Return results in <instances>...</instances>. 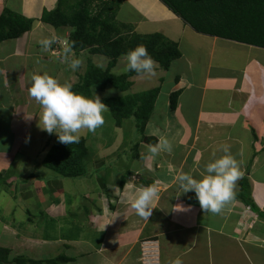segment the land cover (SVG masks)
<instances>
[{"label":"crops","instance_id":"obj_1","mask_svg":"<svg viewBox=\"0 0 264 264\" xmlns=\"http://www.w3.org/2000/svg\"><path fill=\"white\" fill-rule=\"evenodd\" d=\"M56 5L57 0H0V13L3 8H8L32 19L29 32L37 31L41 35V38L36 35L34 39H28V44L21 43L22 37L8 40L15 42L9 56L21 60L24 66H27L26 59L30 55L44 62L51 51L50 47L44 51L40 41L53 39L54 42L55 38L47 33L50 30L55 34L57 30L39 19L44 9L52 10ZM117 15L120 22L130 24L139 34L157 33L178 47L181 57L173 64H179L183 69L174 73L173 84L165 93L160 90V81L167 70L159 66L150 81L142 82L150 77L136 76L130 93L125 91L133 94V89L138 86L141 88L140 91L138 88L139 92L159 88L157 100L160 95L164 96L163 117L157 122L150 116L142 133L138 131L131 138L129 154L130 158L136 159L135 163H126L127 167L119 172L111 166L107 170L104 161L91 163L88 176L81 177L88 178L89 183L79 198L95 209L93 212L86 207L83 209L78 205L81 203L76 199L78 196L71 194L70 190L73 182L80 178H73L74 181L41 166L45 153L41 151L46 146L41 136L49 134L42 129L31 134L29 130L32 127L11 128L13 121L22 117L20 111L18 114L12 112L18 109L14 107L16 103L23 104V122L30 121L31 115L23 100L29 92L22 91L24 95L20 96L21 83L17 75L22 68L14 69L13 74L7 64L3 66L4 59H1L0 79L5 87L12 89L11 94L10 87L6 89L7 93L4 92L7 100L3 105H13V108L4 109L9 112V117L5 119L2 116L0 123V138L9 133L7 142L3 141L5 146L0 142V176H7L9 172L13 174L7 185L19 179L13 184L16 190L23 183H28L26 189L16 191L20 195V203L34 199L32 209L38 204L35 211L42 216L40 222L36 221L30 217L32 210H28L27 205L13 204L16 197L14 201H8L3 193L0 203L8 204L7 217L12 215L10 210L19 207L21 210L16 212L23 214L25 219L0 220L2 248L8 256L14 254L15 258L34 261L57 257L66 259L58 264H127L123 255H127L132 264H172L177 257L183 264H264V218L238 198L220 214L204 212L195 194L181 193L177 183V177L183 173L199 178V173L208 163L225 154L222 146H230V154L240 163L241 172L235 192L239 193L242 185L247 184L252 201L264 213V49L197 33L159 0H123ZM8 41L0 45L4 46ZM184 46H187L186 50ZM203 48L201 54L195 53ZM66 54H61V61ZM123 59L124 56L117 59L110 73L116 76L126 74L120 66L125 63ZM117 66L120 71H116ZM50 67L52 70H48L54 72L58 81L61 66L57 67L58 70L53 65ZM25 71L26 68L23 74ZM177 77L180 80L178 85L175 83ZM155 78L159 85L153 82ZM177 87L182 92L175 110L171 112L169 92ZM103 91H115L119 97L125 93L111 85ZM14 94L16 96H12ZM16 98L20 100L15 101ZM156 102L152 113L161 105ZM10 116L14 118L12 121ZM161 135L173 144L172 153L161 152L154 159L149 158L148 145L157 144ZM35 158L37 160H32ZM119 159L124 160L121 156ZM51 172L53 177L49 175ZM39 173L46 182L39 179ZM124 177L120 187L119 181ZM132 177H135L137 188L155 185L158 189L159 195L152 205L155 209L148 219L137 216L131 207L129 193L133 190L126 183ZM7 185L0 183V193ZM99 201L111 204L106 209L99 204L94 207L92 203Z\"/></svg>","mask_w":264,"mask_h":264},{"label":"trees","instance_id":"obj_2","mask_svg":"<svg viewBox=\"0 0 264 264\" xmlns=\"http://www.w3.org/2000/svg\"><path fill=\"white\" fill-rule=\"evenodd\" d=\"M159 1L197 33L264 49V0ZM122 2L123 0H57L54 9L42 11L39 21L56 30L71 28L67 46L71 45V51L75 55L89 49L91 53L107 56L110 59L109 63L113 66L121 55H125L139 45H144L159 67L168 70L171 63L181 57L177 45L157 33L137 34L133 32L130 24L116 19ZM32 25V19L3 8L0 13V44L22 37L23 34L31 31ZM131 74L136 73L130 72L116 76L109 72V68L102 71L97 67H91L82 76L81 85H73L71 88L74 92L85 94L91 86L103 90L107 85H111L125 92L129 88L127 79L132 76ZM175 83L180 84L178 77ZM181 92L180 87L170 92L171 112L175 110ZM158 93L159 89L156 88L141 94H126L101 101L109 108L110 116L116 127H120L124 120L133 118L137 131L142 133L152 114ZM89 96L88 94V98ZM68 146V148H60L50 154L51 163L47 160L45 162L48 163L49 168L58 170L64 176L80 178L87 171L84 168L86 154L84 139L81 137L79 143ZM63 161L73 165L65 167ZM124 180L125 177L120 179V187L123 186ZM248 187L247 184L242 185L241 191L236 193L235 198L264 218V213L259 211L252 201ZM0 252L3 253V257H0V264H58L66 261L64 257L46 261L14 257L8 261V252L1 248Z\"/></svg>","mask_w":264,"mask_h":264},{"label":"rangeland","instance_id":"obj_3","mask_svg":"<svg viewBox=\"0 0 264 264\" xmlns=\"http://www.w3.org/2000/svg\"><path fill=\"white\" fill-rule=\"evenodd\" d=\"M117 14H118V12H117ZM116 19H118V15H116ZM70 31H71V28H59V29H57L55 34H54V32H52L50 30H48V33L45 32L50 37L55 38V40L50 46L51 54H48V56H46L43 59L44 60L43 63L41 62L40 59L35 58L36 56L33 57V56L30 55V56H27V59H26L27 60V66L26 65L24 66V64L21 62V60H18V58L14 57V56H9V54H11V51L13 50V46H14V43H15L14 41H8V42H6L4 44V46L0 45V60L4 59V63L2 62L3 66L5 64H7L13 70V72H12L13 74H15V72H14L15 70L14 69L22 68L20 70V72H18V75H17L21 85H23L22 87L20 85L19 91L21 93H22V91H26V90L28 91L29 90V88L31 87V78H32V76L34 74H45L46 73L49 76L56 78L54 72L53 71L51 72V71L48 70V69L52 70L50 65H53V67L56 68V69H57V67L61 66V68L59 69V71H60L59 72V78H61V79H59L58 75H57L58 81L61 84H69V85H71V87L73 85H81L80 84V80H81L82 76H84V74L89 69H91V67H97V68H99L102 71H104L107 68H109V72H111L112 68H114V66L117 63V60L115 62V65L113 64V66H112L109 63L110 59L107 56H104V55H101V54H98V53H96V54L95 53H91L89 49L82 51L77 56L75 55V53H71V52H68L66 54L65 51H64L65 47H67L66 44H65V41L67 40ZM133 32L139 34L138 32L135 31L134 27H133ZM31 33H33V32L25 33L24 35H22L21 43H23V44L27 43L28 44L30 42V41H28V39H30V38L34 39V36H36V35L39 36L40 35V34H37V33H39L37 31L35 33H33V34H31ZM140 35H149V33L140 34ZM39 38H41V35L39 36ZM63 38H64V40H61ZM59 39H60V41H59ZM55 46L57 48H55ZM52 48L56 49L57 51L52 50ZM184 48L186 50L187 46H184ZM203 50H204V48L202 49V51H195V50L194 51H195V53L201 54L203 52ZM52 53H54V54H52ZM62 53L66 54L65 55V59L63 61L60 60V56H61ZM49 55H50V57H49ZM54 56H56L57 58H55ZM122 56H124V55H121V57ZM51 57H53V58L51 59ZM54 58H55V60H53ZM73 59H79L81 61L80 67L78 69H76L75 71H73L70 68V66H69V62L71 60H73ZM122 61H124L125 63H124V65L121 64L120 66L124 69L125 66H126V61H125V59H123ZM234 62L235 61H233V63ZM2 63H0V66L2 65ZM173 63H174V61L171 63L169 69L164 73V75L162 76L163 78L160 81L161 82L160 90H162L161 91L162 93H165L164 91L167 90L168 88H170V86L173 84L172 76L174 75V73H180L181 69H183V67H181L179 64H173ZM158 66L159 65L157 64V69L156 70H159ZM25 68H26V71H25V74H23ZM0 70H1V68H0ZM118 70L119 69H118V66H117L116 71H118ZM128 73H130V72H126V74H128ZM126 74H122V75H126ZM0 75H1V73H0ZM136 76H137V74H133L132 76H129V78L127 79V82L129 83L128 93H130L131 88L133 87L132 84L135 83L133 78H135ZM23 77H25V78H23ZM0 78H1V76H0ZM151 79H152V77H150L149 79H145L142 82H147V81H150ZM153 82L155 83V85H157V84L159 85L160 84L157 81V78H155ZM13 84H15V83L13 82ZM107 86H106V88H107ZM0 87L4 88V89H0V123H1L2 122V119H1L2 116L5 117V119H7L9 117L8 116L9 112H7V111H8V109L12 110L13 105H10V106H8V104L7 105H3V104H5V102L7 100V98H6L7 95L4 92L7 93L8 90H6V89H8L10 86H8V87L6 86L5 87V85H3V83H2V81L0 79ZM18 88H19V86H18ZM138 88H139V91H140L141 88L138 86L137 88L133 89V94H135V93H140L141 94L142 93V92L138 91ZM152 89H156V88H150V90H152ZM157 89H159V88H157ZM103 90L102 89H98L96 86H91V87H89L87 89V91H88L87 93L90 95L89 97L91 99L94 98L93 97V91H94V94L99 96L101 100H104V98L108 97V96L111 99L119 97L118 93L117 92L115 93V91L114 92H109V91H107V92L105 91L104 92ZM172 90H170V92ZM9 92L11 94V92H12L11 87L9 89ZM170 92H169V95H170ZM76 93L88 97L87 93H85V94H84V92H76ZM22 95H24V94L23 93L20 94V96H22ZM123 95H126V92L123 93ZM12 96H16V94H14ZM162 97L164 98L163 95H160V98L158 100L156 98L157 102L156 101L155 102L157 104H161V105H160L159 109H157V110H156V106H155V110H156L155 113H152L150 115L152 120L154 119L157 122H160L162 117H163L162 116V111H163V109H162V104H163L162 103V99L163 98ZM19 100H20L19 98L15 99V101H19ZM23 100H24V104H25L26 110L31 115V119L28 122L27 121L23 122V114H25L21 110L23 104L21 102L20 103H16L14 105V107H17L18 109L14 110L12 112L14 114H18V112L20 111V116L22 115V117L19 120L13 121L14 125H11V128L13 129V127H15V128L17 127V129L18 128L20 129V128H23V127H29V128L32 127V129H30L29 132L31 134H36L37 131H39L41 129L39 126H42V125H39V117H40V114L42 112V109L29 96V93H27L26 96L23 97ZM25 101L28 102V105H26ZM4 106H6L8 108H2ZM4 109H7V111H4ZM104 115H105V124L101 128L97 129L96 133H94V134L93 133H89L86 130L81 132V137H82V135L84 137V145H85L84 147L86 148V154L84 156V168H86L87 171L84 173V175L81 174L84 177L88 176L89 171L91 169V167H90L91 163H96L97 161L98 162L99 161H104L106 163L105 167L107 168V170H109L108 166H111L110 168L116 170V172H119V170H121L123 167H125V168L127 167L126 163H135V160H136V159L130 158V154H129V151H130L129 149L132 146V144L130 143L131 138L132 137L134 138L135 134L138 132L136 130L134 119L131 118V119H129L130 121L129 120H124L120 127H116L114 125V123H113L114 121L111 118L110 113L107 114V112H106ZM13 119L14 118H12V116H10V120L12 121ZM19 122H21V123L23 122V123L19 126L18 125ZM27 131H28V128H27ZM8 134L9 133L4 134L1 137V138H3L2 140L0 138V142L1 143H3L4 140L5 141L7 140ZM87 137H88V139H87ZM43 139H44V141H43ZM144 139H145L144 137L141 138L142 141H144ZM41 141H42V143L45 142V145L49 147L47 149V148H45L46 146H44L43 150L41 151L43 153L45 152L42 155V158L43 157L44 158H43V161L41 162V166H44L45 168L51 169V168L48 167V163L45 162L47 160L49 163H51V159L49 158V155L52 154L53 152L58 151V149H60V148L64 149V148H68L69 146L59 143L58 140H57V136L55 134H51V136H50V134H49V136L47 134L42 135L41 136ZM46 141H48V142H46ZM134 141H135V139H134ZM6 142L3 143L4 146H5ZM86 144H88V146ZM132 152L135 155L136 150H134ZM122 153H124V154H122ZM120 156L124 160L121 161L119 159ZM32 160H37V158L32 159ZM52 163H54V162H52ZM63 163L66 165L65 167L73 165L72 163H66V161H63ZM38 164H39V162H38ZM23 171L26 172L25 169H23ZM53 172H58V170L54 169ZM37 175L40 176V178H39L40 180H42L43 182H46V180L43 179L44 178L43 175H41L40 173L37 174ZM49 175L52 176V175H54V173L51 172ZM61 175H64V174H61ZM12 176H13V174L9 172L7 176H3V177L0 176L1 177L0 181H3L2 183L7 185V183H9V181L12 180L11 179ZM82 176H80V179L76 178L77 182H73L72 189H70L71 190V194L73 193L76 197L78 196V198H76V199H79L81 201V203H79L80 201H78V203H79L78 205H82L83 209H85V207H86V209H88V210L93 212V210L95 208H90L91 205H89V203H87V202H85V203L83 202L82 203V199L79 198V196L81 197V193L83 194L84 187L86 189L87 185L89 183L88 180H87L88 178H81ZM5 177H7V178H5ZM73 180L75 181V179H73ZM17 181H19V179H17L15 181V183ZM15 183H10V185L5 186L4 190H1L2 193H0L1 194L0 198H2L4 196V195L2 196L3 193L5 194L4 197L8 198V201H11V200L14 201V199L16 197L15 203H13V202H11V203L17 204L18 206L20 204L24 205V206L27 205L28 206L27 209L30 210V211L32 210L30 212V214H29L30 217H32L36 221L40 222L42 220V216H40L37 213V211H35V207H37V208L39 207L38 204H36L35 207H33V209H32L33 202L35 201L34 199L33 200H28L26 203L24 201H21V203H20V195H19L18 192L20 191V189H26L28 183L27 184L23 183L22 186L19 187V190L18 189L16 190V186H14ZM114 189H116V188H114ZM16 191H18V192H16ZM101 203L102 202L99 201L97 203H92V204H94V207H96L99 204V206L104 207L105 209L107 208L108 205L111 204L109 201L106 202L107 205L105 203L104 204L102 203V205H101ZM124 205H125L126 208L129 207L128 204H124ZM87 206H89V208ZM17 210H21V209L19 207L13 208L12 210L9 211L12 215L7 217L8 216V214H7L8 204H4L3 205L2 203H0V211H3V214L0 212L1 213L0 214V220L1 221L2 220H4V221L6 220V222H9L10 219H13L15 221L17 219H19V220L20 219L21 220L25 219V216L23 214H21V213L17 214V212H16ZM13 214H15V215L17 214V215L13 216ZM84 214H86V212ZM1 243H2V241L0 240V248L1 249H5V248H2L3 245ZM123 254H125V253H123ZM13 255L7 256V260H9L10 257H11V259L14 258L15 256H13ZM0 257H3V253L2 252H0ZM123 257H125L127 264H132L128 260L127 255H123Z\"/></svg>","mask_w":264,"mask_h":264},{"label":"clouds","instance_id":"obj_4","mask_svg":"<svg viewBox=\"0 0 264 264\" xmlns=\"http://www.w3.org/2000/svg\"><path fill=\"white\" fill-rule=\"evenodd\" d=\"M53 39L40 41L42 49L47 51ZM67 46V40L65 41ZM71 51V45L64 49ZM125 72H134L139 77H154L157 63L149 54L144 45L128 51L124 55ZM81 65L79 59L69 62L70 68L75 71ZM29 96L41 107L39 126L48 134H55L61 144L79 143L81 132L96 133L97 129L105 124V113L108 107L94 94L92 99L77 94L69 84H61L48 74H34L31 78ZM225 154L206 165L199 173V178L190 173H183L177 177L181 193L192 192L204 212L220 214L225 207L234 201L236 183L241 178L240 163L230 154V146L224 145L221 149ZM173 144L161 135L155 145H148L149 158H155L161 152L172 153ZM133 191L129 193L131 207L137 216L148 219L152 215L153 202L159 192L155 185L137 188L135 177L127 183ZM11 259V257H10ZM172 264H183L177 257Z\"/></svg>","mask_w":264,"mask_h":264},{"label":"built area","instance_id":"obj_5","mask_svg":"<svg viewBox=\"0 0 264 264\" xmlns=\"http://www.w3.org/2000/svg\"><path fill=\"white\" fill-rule=\"evenodd\" d=\"M144 262V261H143Z\"/></svg>","mask_w":264,"mask_h":264}]
</instances>
